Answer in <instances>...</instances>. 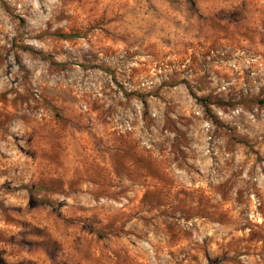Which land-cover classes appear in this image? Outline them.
Instances as JSON below:
<instances>
[{
	"label": "rangeland",
	"instance_id": "obj_1",
	"mask_svg": "<svg viewBox=\"0 0 264 264\" xmlns=\"http://www.w3.org/2000/svg\"><path fill=\"white\" fill-rule=\"evenodd\" d=\"M0 264H264V0H0Z\"/></svg>",
	"mask_w": 264,
	"mask_h": 264
}]
</instances>
